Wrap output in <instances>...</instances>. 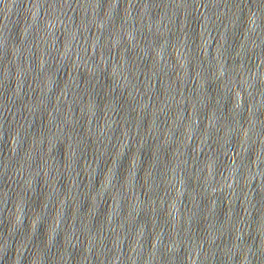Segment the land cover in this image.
<instances>
[{
  "label": "water",
  "instance_id": "1",
  "mask_svg": "<svg viewBox=\"0 0 264 264\" xmlns=\"http://www.w3.org/2000/svg\"><path fill=\"white\" fill-rule=\"evenodd\" d=\"M0 264H264V0H0Z\"/></svg>",
  "mask_w": 264,
  "mask_h": 264
}]
</instances>
